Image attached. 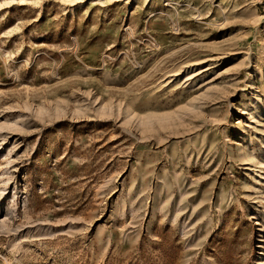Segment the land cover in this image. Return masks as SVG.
<instances>
[{
    "label": "rangeland",
    "instance_id": "374dc122",
    "mask_svg": "<svg viewBox=\"0 0 264 264\" xmlns=\"http://www.w3.org/2000/svg\"><path fill=\"white\" fill-rule=\"evenodd\" d=\"M264 0H0V264H264Z\"/></svg>",
    "mask_w": 264,
    "mask_h": 264
},
{
    "label": "bare ground",
    "instance_id": "6f19581e",
    "mask_svg": "<svg viewBox=\"0 0 264 264\" xmlns=\"http://www.w3.org/2000/svg\"><path fill=\"white\" fill-rule=\"evenodd\" d=\"M262 166H263V167H262ZM261 167L264 168V164H263V162H261Z\"/></svg>",
    "mask_w": 264,
    "mask_h": 264
}]
</instances>
